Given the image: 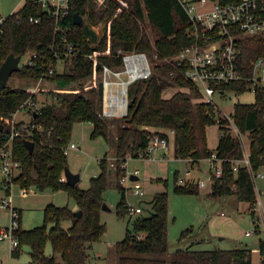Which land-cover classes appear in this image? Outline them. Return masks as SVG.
Masks as SVG:
<instances>
[{"label": "trees", "instance_id": "1", "mask_svg": "<svg viewBox=\"0 0 264 264\" xmlns=\"http://www.w3.org/2000/svg\"><path fill=\"white\" fill-rule=\"evenodd\" d=\"M235 1V0H229ZM78 12L83 23H74L73 14ZM38 16L37 23L29 16ZM69 26L68 38L77 43L81 55L65 61V69L50 77L57 87L47 92L51 102H45L38 111H30V124L22 128L16 124L18 134L13 138L14 157L18 160V173L13 183L27 190L51 189L66 191L75 201L81 214L76 216L68 206L48 203L43 209V224L30 229L15 231L19 245L11 250V256H18L22 244L30 247L29 264H87L88 249L98 242L105 231L99 213L103 193L108 186L109 170L106 157L99 159L100 171L89 180L86 189L78 183L69 185L62 180L67 166L65 148L68 145L74 123H91L90 137L103 136L107 142H114V159L117 164L127 157H147L146 148L155 137L168 138L164 129L173 132L174 155L198 167L202 159L211 153L221 159L222 174L211 183L213 196L235 195L238 201L255 202L254 183L245 166L234 169V161L243 157L241 139L228 128V120L215 112L213 107L195 101L198 93L176 90L169 98L162 92L170 87L188 85L181 77L173 75L172 66L164 57L176 54L191 43L188 34L189 19L176 0H104L97 5L95 0H70L69 15L62 21ZM84 24L95 27L102 24V34L95 44L86 37ZM55 21L40 7L24 0L14 12L5 16L0 24V65L10 53L22 55L28 50L43 51L53 38ZM144 52L153 57L151 75L134 81L128 86L127 114L115 125L112 137L107 120L98 115L101 108V84L82 83L90 77H97L101 64L116 67L121 64L116 56L117 49ZM86 54H92L88 58ZM264 59V34L243 38L240 42L239 64L245 80L234 81L222 88L235 94L251 89L249 78L253 75V62ZM41 76L37 67L23 66L10 77L35 82ZM258 79L254 85L252 103H235L232 111L234 124L241 134L247 135L248 159L253 171L264 168V87ZM73 85V86H72ZM28 98L35 99L25 87L6 85L0 91V145L5 143L11 132V114ZM217 123L220 134L214 151L207 145L206 129ZM150 127V128H149ZM153 128L154 130H151ZM33 142L29 152L24 141ZM116 173L124 171L117 166ZM120 198L116 213L129 214L125 191L117 182ZM178 193H198L196 182L178 184ZM149 215L138 213L127 228L125 236L115 245L117 264H253L250 247L231 249H176L170 259L168 250V193L157 192L150 201ZM143 210V209H142ZM254 216V212L250 213ZM131 217V216H130ZM70 220L64 228L61 223ZM50 224L49 228L47 225ZM187 228L181 236L190 232ZM50 242L53 254L46 255L44 247ZM259 253L264 264V240H259ZM59 253L62 262L56 261Z\"/></svg>", "mask_w": 264, "mask_h": 264}, {"label": "rangeland", "instance_id": "2", "mask_svg": "<svg viewBox=\"0 0 264 264\" xmlns=\"http://www.w3.org/2000/svg\"><path fill=\"white\" fill-rule=\"evenodd\" d=\"M24 0H0V15L6 16L22 5ZM98 38L102 34V24L94 27ZM25 54L21 62L25 60ZM148 61L153 68V57L147 56ZM264 62V59H263ZM261 84L264 87V72L259 70ZM100 76L90 77L82 83H99ZM6 85L12 87L35 86L33 81L9 77ZM58 85L55 80L40 81L38 87L41 91L35 94V102L38 106L45 102H51L53 97L49 90L56 88ZM73 86V85H72ZM177 86H170L162 92L163 98H169L176 90ZM254 101L253 89L243 93H231L227 96L226 101L219 102L222 117L224 114L229 115L233 111L235 103H252ZM123 117V116H122ZM122 117L105 118L111 129L112 137L115 135V125L122 121ZM14 125L21 123L18 128L30 124V114L24 110L19 111L13 117ZM12 127V125H11ZM150 128V127H149ZM92 129L91 123L76 122L74 123L69 143H74L76 147L67 148V166L75 173L80 174L78 182L79 187L86 189L89 186V180L92 176L99 173V159L106 157V164L109 170L108 186L102 197L103 202L108 209L101 208L99 217L100 221L105 224V231L98 242L92 244L88 249L87 264H117V253L115 245L125 236L127 228H131V221L137 214H124L123 216L116 213V204L120 198V192L116 187L118 182L125 191L126 202L129 206L140 205L142 214L149 215L151 211L150 201L157 192L167 191L168 193V250L166 258L170 259L176 249H231L235 247H250L253 264H261L262 257L259 253V240H264V222L259 213L254 211V218L258 219L257 232L245 235L246 231L255 228L248 203L238 201L235 195L213 196L211 192V182L209 178L208 159L203 160L200 167H191L190 162L181 158H176L173 154V132L168 129L169 143L166 148L155 150L148 157H127V161L117 164L114 159V142H107L103 136L99 135L94 138L90 137ZM151 130H154L151 128ZM232 131V129H231ZM219 126L214 123L207 127L208 147L214 151L219 139ZM244 151H248L249 139L247 135L241 137ZM67 145V146H68ZM119 166L124 172L116 173ZM137 170V173L134 171ZM189 170V171H188ZM262 178L254 180V189L262 191L260 200L264 206V168L259 170ZM135 174L138 179L127 181L126 175ZM176 182L194 183L197 179L205 181V186L199 188L198 193H178L174 190ZM124 178V179H123ZM63 179V178H62ZM180 179V181H179ZM134 183H138L143 191L142 195L134 193ZM26 191V192H24ZM15 183H11L8 190L2 186L0 196H7L11 205L20 210V227L21 229H30L43 224V209L46 204L53 203L57 206H68L73 211L77 210L74 199L63 190L52 191L45 189L43 191L35 189L33 186L25 190ZM131 216V217H130ZM10 221L7 209H0V225H6ZM71 224L70 220L62 221L61 225L67 228ZM50 224L47 225L49 228ZM190 228L191 231L181 236V233ZM255 251V252H254ZM46 255H52V247L47 242L44 247ZM255 253V254H254ZM56 261L62 262L59 253L55 254ZM30 247L22 244L19 255L11 256V248L7 241H0V264H29Z\"/></svg>", "mask_w": 264, "mask_h": 264}, {"label": "built area", "instance_id": "3", "mask_svg": "<svg viewBox=\"0 0 264 264\" xmlns=\"http://www.w3.org/2000/svg\"><path fill=\"white\" fill-rule=\"evenodd\" d=\"M31 4L54 18L55 25L53 38L47 49L43 51L28 50L20 55L18 65L37 67L41 72L35 83L27 90L36 94L41 91L38 87L40 81H47L54 74H60L65 69V61L72 56L81 55L77 43L68 38L69 26L62 21L69 15L70 0H28ZM186 13L189 19L188 34L191 43L182 47L176 54L164 57V62L169 63L173 75L181 77L188 85L178 87L179 90L191 92L190 86L198 93L195 101H201L213 107L215 112L221 115L219 102H224L227 96L235 93L233 90H224L222 87L234 81L245 80L239 64L240 42L243 38L264 34V0H176ZM97 5H101L104 0H95ZM5 16L0 15V24ZM29 21L37 23L38 16H29ZM27 55L21 62V58ZM93 59L92 54H86ZM116 56L120 57L121 64L111 67L101 64L99 73L101 84V108L98 115L102 118L124 117L127 114L128 86L136 80L148 78L152 68L144 52L123 51L118 48ZM259 70L264 72V62L258 58L253 62V75L249 78L251 89L258 83ZM35 100L26 99L19 108L11 114V132L8 140L0 145V188L8 190L13 177L18 173V160L14 157L12 146L13 138L18 134V129L14 125L13 117L21 110L27 114L30 111H38ZM228 120V128L231 133L240 139L242 134L234 124L232 113L223 115ZM172 132V131H171ZM168 138L155 136L146 148L147 157L159 148H166ZM243 146V145H242ZM76 147L74 143H69L65 148ZM209 162V178L212 183L214 178H219L222 174L221 159L215 152L207 158ZM237 166H245L254 183L256 178H262L260 171H253L249 164L248 151H244L243 157L234 161ZM189 171V170H188ZM137 173V170L134 171ZM130 175L124 177L127 181ZM123 178V179H124ZM64 180V177L63 179ZM182 179L181 183H184ZM180 181V179H179ZM135 182V181H133ZM199 188L205 186V181L197 179ZM134 193L142 195L143 191L138 183H134ZM24 191V190H23ZM26 192V191H24ZM261 190L255 191V202L248 203L249 212L257 211L264 222V206L260 200ZM129 206V205H128ZM0 209H7L10 221L6 225H0V241H7L12 249L19 245V240L15 231L19 227L20 211L11 205L7 196H0ZM129 214H138L142 211L140 205L129 206ZM255 228L246 231L245 235L257 232L258 219L252 217Z\"/></svg>", "mask_w": 264, "mask_h": 264}, {"label": "water", "instance_id": "4", "mask_svg": "<svg viewBox=\"0 0 264 264\" xmlns=\"http://www.w3.org/2000/svg\"><path fill=\"white\" fill-rule=\"evenodd\" d=\"M72 17H73L74 23H76V24L84 22L83 17L78 12H75ZM84 28H85L86 37H87L88 42L92 45L95 44V42L98 40V35H97V32L94 29V27H92L88 24H84ZM19 59H20V55H14L13 53H10L2 61L1 65H0V91H2L3 88L6 86V83L8 81V78L10 77V75L13 72H16L20 69V67L18 65ZM24 143H25V146L28 149V151L31 152L32 147H33V142L30 140H25ZM63 177H64L65 182L69 185H75L80 180V174L72 172L68 168V166L64 167ZM129 179L131 181H135L138 179V176H136L135 174H131L129 176ZM101 208L108 209V206L103 202L101 205ZM74 214L76 216H79L81 214V212H80V210H75Z\"/></svg>", "mask_w": 264, "mask_h": 264}, {"label": "crops", "instance_id": "5", "mask_svg": "<svg viewBox=\"0 0 264 264\" xmlns=\"http://www.w3.org/2000/svg\"><path fill=\"white\" fill-rule=\"evenodd\" d=\"M21 6V5H20ZM207 130V129H206ZM166 133H167V135H168V131H166V130H164ZM206 139H207V135H206ZM168 143H169V137H168ZM218 143V142H217ZM216 143V144H217ZM207 145H208V143H207ZM209 148V147H208ZM210 149V148H209ZM211 150V149H210ZM213 150V149H212ZM211 150V151H212ZM173 154H174V147H173ZM184 160V159H183ZM203 160H206V159H202L200 162H199V167H200V165H201V163L203 162ZM186 161V160H185ZM187 162V161H186ZM198 168V167H197ZM137 176V175H136ZM20 211V210H19ZM255 252V251H254ZM255 254V253H254Z\"/></svg>", "mask_w": 264, "mask_h": 264}]
</instances>
